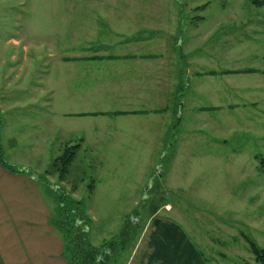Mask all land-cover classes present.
Instances as JSON below:
<instances>
[{
    "label": "rangeland",
    "instance_id": "rangeland-1",
    "mask_svg": "<svg viewBox=\"0 0 264 264\" xmlns=\"http://www.w3.org/2000/svg\"><path fill=\"white\" fill-rule=\"evenodd\" d=\"M125 52L151 56L136 65ZM145 63L150 75L132 65ZM115 76L144 84L146 102L109 89ZM130 108L148 111L80 114ZM68 144L79 148L60 179L52 164ZM0 145L49 182L41 195L62 240L55 189L81 202L105 264L148 261L155 219L179 225L205 264L253 262L248 240L264 248V6L0 0Z\"/></svg>",
    "mask_w": 264,
    "mask_h": 264
},
{
    "label": "crops",
    "instance_id": "crops-1",
    "mask_svg": "<svg viewBox=\"0 0 264 264\" xmlns=\"http://www.w3.org/2000/svg\"><path fill=\"white\" fill-rule=\"evenodd\" d=\"M150 56L151 54L136 58L135 55L125 52L116 57H119L120 60H134V64L139 65V62L149 60L147 57ZM134 64L132 65L135 70L139 71V74L150 75L146 71V67L150 64L145 63L138 68H135ZM132 65H130L129 72L134 70ZM157 70L159 69L157 68ZM121 76L119 75V77ZM124 78L129 81L131 76L124 75ZM117 80L118 78L115 76L112 83L107 82L110 84L109 89L114 90V87L129 89L125 93L126 96H122V98L126 97L127 104L137 105L140 101L142 104L146 102L145 92H143L144 84L134 86L131 82L124 83L119 79L118 83ZM84 111L86 112L80 114L86 113L87 116L107 114L118 117L136 115L148 110L130 108L112 111L99 110L97 112ZM158 111V109H153L152 112ZM48 215L49 212L42 199L39 183L23 174H12L0 166V264H67V260L62 255L63 240L56 226L50 224ZM148 237H153V233L151 232ZM138 238H142V235H139ZM149 247L151 248V244ZM147 263L146 260L140 264Z\"/></svg>",
    "mask_w": 264,
    "mask_h": 264
},
{
    "label": "trees",
    "instance_id": "trees-1",
    "mask_svg": "<svg viewBox=\"0 0 264 264\" xmlns=\"http://www.w3.org/2000/svg\"><path fill=\"white\" fill-rule=\"evenodd\" d=\"M255 6H264V0H252ZM202 7H200L201 9ZM243 72L255 73L259 70L249 68ZM79 144L66 145L61 154L55 158L52 166L59 174L60 179L65 177L68 167L73 162ZM258 170L264 174V157L257 155ZM0 166L12 174H23L32 178L37 183L44 182L47 186L49 182L40 175L27 171L24 168L9 164L4 156L3 148L0 145ZM58 191L60 203L61 233L63 235V257L67 264H105L106 245L99 247L93 245L89 239V223L86 215L81 208V202L72 200L66 191ZM154 239L153 253L147 264H205L201 259L202 253L198 251L188 239L184 230L174 222L154 220ZM130 228L128 230L131 231ZM153 233V232H152ZM250 251L254 256L253 262L243 261L242 264H264V248L259 247L252 240H248Z\"/></svg>",
    "mask_w": 264,
    "mask_h": 264
}]
</instances>
